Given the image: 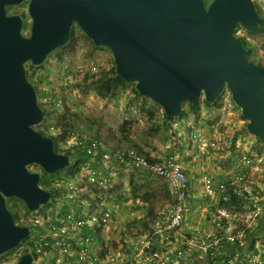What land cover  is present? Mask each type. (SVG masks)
Returning <instances> with one entry per match:
<instances>
[{"label": "rangeland", "instance_id": "374dc122", "mask_svg": "<svg viewBox=\"0 0 264 264\" xmlns=\"http://www.w3.org/2000/svg\"><path fill=\"white\" fill-rule=\"evenodd\" d=\"M254 1L264 18V0ZM8 11L26 16L23 33L29 36L31 19L28 2L10 7ZM73 28L74 35L69 43L54 51L42 66H25L27 76L36 84L40 107L45 116L49 114L36 130L45 131L51 136L53 134L47 128L55 126L60 132L64 125H68L66 140L69 139V132L75 131L90 138L99 137L110 148H138L143 154H149L159 161L176 159L183 165L189 179L184 223L171 243H163L153 235L159 213L171 206L173 199L163 179L142 171L127 176L116 175L110 186L97 188L96 191L93 186H85L87 190L78 198L80 203H86L81 204V207H74L72 203L65 205L60 201L42 207L37 213H30L21 200L9 198L8 208L19 217V221L27 224L28 219L36 217L44 220L42 224L48 229L58 216L69 210L76 213L79 208L80 211H96L100 210L98 206L106 207L114 202L124 207L125 214L132 212L128 207L133 205L134 208L136 205L140 216L138 220L126 219L120 208H117L118 222L113 220L95 235L98 244L104 249H128L130 257L120 264H208L206 248L215 243L219 245L225 237L233 241L238 235L243 239L240 245L246 252L251 249L247 244L248 237H251L256 239L259 254L264 253V143L259 144L254 136L244 133L247 121L233 102L230 91L225 89L218 102L211 108L202 106L197 114L187 106V114L182 119L166 126L163 108L146 97L138 96L134 91L135 84L127 83L115 97L107 99L96 96L84 85L87 74L97 80L113 70L115 62L109 49L96 47L78 25ZM236 34L246 38L253 47L250 60L264 65V27L258 33L240 27ZM201 141H213L217 147L202 151ZM73 142L70 140L67 144H59V147L64 152L70 151L72 164H75L84 158L70 146ZM88 168L98 169L93 165L88 167L82 164L80 174L86 175ZM29 169L41 173V182L46 183L41 184L42 188L48 185L47 182L57 183L67 177L65 173L56 178L49 177L37 165ZM228 184L237 185L241 194L245 192L250 198L241 212L232 210L226 213L220 209ZM221 185L225 188H221ZM96 192L103 197L100 201L104 203L98 204ZM146 195H149L147 200ZM121 215L124 218L121 219ZM131 231L138 238H131ZM220 233L222 236L217 237ZM188 235L193 237L187 240L186 247ZM139 240L149 241V251L152 253L146 250L139 254L134 246ZM132 242L135 244L132 245ZM26 247L22 243L17 249L8 252L0 264H17ZM48 261L38 259L35 262L47 264ZM260 261L256 264H264V259Z\"/></svg>", "mask_w": 264, "mask_h": 264}, {"label": "water", "instance_id": "95a60500", "mask_svg": "<svg viewBox=\"0 0 264 264\" xmlns=\"http://www.w3.org/2000/svg\"><path fill=\"white\" fill-rule=\"evenodd\" d=\"M27 1L29 36L24 17L7 10ZM74 25L109 49L117 75L167 116L179 118L185 103L203 98L213 104L228 89L250 135L264 140V68L236 34L239 26L261 31L254 0H0V257L31 236L7 199L21 200L30 213L52 199L29 167L52 176L72 165L35 129L46 116L25 66L40 67L65 47ZM17 264L37 263L26 253Z\"/></svg>", "mask_w": 264, "mask_h": 264}, {"label": "built area", "instance_id": "2783aa9c", "mask_svg": "<svg viewBox=\"0 0 264 264\" xmlns=\"http://www.w3.org/2000/svg\"><path fill=\"white\" fill-rule=\"evenodd\" d=\"M47 130L53 135L59 132L55 126ZM68 138L66 142L62 141L59 144H67L70 140H73V145H70L73 149L76 151L81 150L91 157L86 165L91 167L94 163L101 164L100 170L99 168L97 170L88 168L86 175L78 174L74 178H65L64 181L56 183V186L61 190L58 191L54 204L63 200L69 203L80 202L78 198L83 196L82 193L87 190L84 189L85 186H93L95 190L110 186L120 168L133 167L144 170L169 184L174 196V203L167 207L165 211L159 213L153 227V234L161 242L171 243L184 223L186 202L189 196V179L183 165L174 158H167L154 163L137 148H110L99 137L90 138L75 131L69 132ZM216 147V143L213 141H201L200 148L202 151H208L210 148ZM246 162L249 163V161ZM221 188H225V186L221 185ZM87 192L89 198H91L90 192ZM100 197L96 192L95 198L97 201ZM81 204L86 205L85 202ZM98 207L100 210L89 212L83 210L76 213L71 210L68 214L58 216L55 223L51 224L48 229L42 224L44 220L41 221L36 217L28 219L29 224L25 225L31 229L33 243L31 250H34L37 254V259L34 258V262L38 259H46L49 260L47 264L124 263L130 257L128 249H104L100 244L94 242L96 237L88 236L86 233L88 229H93L97 233L111 219L110 212L104 211L101 206ZM32 230L34 231L33 235ZM217 245L218 243H215L211 247L214 248ZM134 246L140 254L146 248H149L150 243L146 240H139ZM206 250L208 249L206 248ZM257 261L259 262L254 258L252 263L256 264Z\"/></svg>", "mask_w": 264, "mask_h": 264}, {"label": "trees", "instance_id": "16d2710c", "mask_svg": "<svg viewBox=\"0 0 264 264\" xmlns=\"http://www.w3.org/2000/svg\"><path fill=\"white\" fill-rule=\"evenodd\" d=\"M205 2H206V5L209 6L211 4L212 0H205ZM255 4H256L257 11H258V13H259V15L261 17V25H262V29H263V27H264V18L261 15V11L259 9V6L257 5L256 2H255ZM239 28L240 27L237 28L236 32L239 30ZM73 35H74V30L72 29V36H71V38L73 37ZM239 38L242 41L244 47L248 50L249 57H251V55L253 54V47L246 40V38H243V37H239ZM252 62L254 64H256V65L261 66V67L264 68V65H262L261 62H256V61H252ZM31 68H34V67L31 66ZM28 79L36 87L35 82L33 80H30L29 77H28ZM83 82H84V85L88 89H91L96 94V96H98V97H100L102 99H107V98L115 97L116 94H117V92H118V90L121 87H123V86H125L127 84L121 77H119L117 75V72H116V69L115 68L113 70H111L110 72L105 73L101 78H99L97 80H94V78L92 77L91 74H87L85 76ZM134 91H135V93L138 96H141L140 93L136 89V85H134ZM218 101H219V99L216 102H218ZM213 104L207 103L205 99L200 100L198 103H194V104H192V103H185L183 105L182 115L179 118H173V117H170V116H167L166 114H164V116H165L164 124L167 126L168 124H170L173 121H177L179 119H182L187 114V106H188V108H189V110L191 112H193L194 114H197L200 111V109H201L202 106H204L206 108H211L213 106ZM48 115L49 114L46 113V117H48ZM38 126H35V129ZM67 128H68V125H64L63 128H62V130L60 132H58L56 135H51V136L47 135L45 131H40V130H38V131L40 133H42L43 135L54 139V141H55V149H56V152L57 153L71 155L70 151L64 152L59 147V142H62V141L66 142V137H67V134H68V131H67L68 129ZM156 130H158V129L156 128ZM244 133L245 134H250L248 132V130H247V125L244 128ZM255 139H256V141L259 144H263L264 143V140L257 139L256 137H255ZM210 149L212 150V149H215V148H210ZM77 151H79V153L84 158L82 160V162L72 164L69 168L65 169L64 171L58 172L56 175H52V176L50 175L49 176L46 173H44V172L43 173L45 175H47L49 177H53V178L59 177V175H61V173H65V175L67 176L66 177L67 179L74 178L75 176H77L78 174L81 173V166H82V164H87V162H89L91 160V157L88 156L87 153H84L81 150H77ZM145 155H146V157L151 162H154V163L155 162H160L157 158H154V157H152L149 154H145ZM100 165L101 164L98 165L96 163L93 164V166H95L97 168H99ZM43 183L46 185V183L42 181L41 184H43ZM57 183H60V182H57ZM47 184L48 185L45 186L43 189H45L47 191H50L51 194H52V199L50 200V202L48 204L50 206V204H52V203L54 204V202H55L54 199H55V197L57 198L58 191L61 190V189L56 186V183L55 182L54 183L47 182ZM168 186H169V184H168ZM242 193H243V195L241 194V189L238 188L237 185H230V184H228V186L226 188V193H225V196H224L225 197V200L221 203L220 209L221 210H224V212H226V213L233 212L232 210H235L236 212H241L243 210L244 206L246 204H248V201L250 199L248 196H246V195H248L247 193H245V192H242ZM169 194L172 197L173 203H174V196H173V194H172V192L170 190V187H169ZM148 198H149V195H146V200ZM100 200L101 199L98 198V204L101 203ZM63 203L65 205H67L69 202H67L66 200H63ZM72 204H74V207L76 205H77V207L78 206L79 207L82 206L80 202H77V203L72 202ZM48 205L47 206H44V207L46 208V207H48ZM79 209L81 210V208H79ZM70 211L71 210H69L66 213L68 214V213H70ZM66 213H64V214H66ZM14 217H15V221H16V223L18 225L26 226L24 223H22V222L19 221V217L16 214H14ZM263 224H264V222H263ZM132 225H135V224H132ZM99 231L100 230H98L97 232H99ZM152 232L154 233V228H153ZM86 233H87L88 236H91V237L94 236L95 237V233L96 232L93 229H88L86 231ZM263 233H264V231H263ZM130 236H131V238H136L137 237V234L135 235V233L133 231H131ZM188 236H189L188 239H185L186 247L188 246L187 245L188 244L187 243V240H189V238H192L193 235H188ZM221 236H222V234L220 233L217 237H221ZM213 239H211V240H213ZM94 242L95 243H98L96 239H95ZM242 242H243V239H240L239 235L238 236H235V238L233 239V241H231L230 238H226V237L223 238L220 241V244L219 245H217L214 248L210 247V248H208V250L205 251V253L207 254V257L209 258L208 259V264H221V263H223V264H253L252 261H253L254 258H256L257 260H259V262H261L260 259H264V253H260L259 254V249H256V245H255L256 244V239L251 238V237H248L247 244H249V246H251V249L249 251H247V252H246V250L243 249V247H241L240 244ZM23 243L25 245H27V247H26V249L24 251V254L31 253L34 256V258L37 259L36 252H34V250H31V247L33 245L32 240H31V236L27 240H25ZM150 248H151V246L149 248H146L145 251L147 250L146 252L152 253L151 250L149 251ZM237 248H238V250H237ZM152 251L154 253L155 248H153ZM252 252H255V253H252ZM258 256H259V259H258ZM4 257H5V254L0 257V262H1V260Z\"/></svg>", "mask_w": 264, "mask_h": 264}, {"label": "crops", "instance_id": "0c3cea01", "mask_svg": "<svg viewBox=\"0 0 264 264\" xmlns=\"http://www.w3.org/2000/svg\"><path fill=\"white\" fill-rule=\"evenodd\" d=\"M139 172V173H142V172H147V171H144V170H140V169H136V168H133V167H127V168H120V170H118V173H117V176L118 175H126L127 176V174L129 175L130 173H134V172ZM142 171V172H141ZM147 173H149V172H147ZM150 174V173H149ZM116 176V177H117ZM132 180H133V177H131L130 178V182L132 183ZM100 198H103V197H100ZM101 203H104V202H102L101 201ZM100 203V204H101ZM110 203V202H109ZM103 206V205H102ZM104 211H107V212H110V214H111V219H110V221H109V223H111L113 220L115 221V223H117L118 222V214H117V212H118V209L117 208H120L119 210L121 211V213L122 214H124V216H125V218L127 219V218H130V219H140V216L138 215V207L135 205L134 206V208H133V205L131 206V207H128V210L129 211H132V212H129V213H124L125 212V209H123L121 206H119V205H115L114 204V202L112 203L111 202V205H109L108 206V204L106 205V207L104 206V207H101ZM132 209V210H131ZM137 213V214H136ZM129 216H131V217H129ZM120 218L122 219V218H124V217H122V215L120 216ZM124 220V219H123ZM129 237V236H128ZM138 238V237H137ZM132 245L134 244L133 242L131 243ZM124 249H127L126 247L124 248Z\"/></svg>", "mask_w": 264, "mask_h": 264}, {"label": "flooded vegetation", "instance_id": "af4514ba", "mask_svg": "<svg viewBox=\"0 0 264 264\" xmlns=\"http://www.w3.org/2000/svg\"><path fill=\"white\" fill-rule=\"evenodd\" d=\"M28 2V1H27ZM28 5H29V2H28ZM10 7H8L7 8V10L9 9ZM8 13H9V11H8ZM10 15H15V14H11V13H9ZM19 15H22L23 17H24V19H25V24H26V16L24 15V14H19ZM73 30H74V28H73ZM8 200V199H7ZM8 205V204H7Z\"/></svg>", "mask_w": 264, "mask_h": 264}, {"label": "clouds", "instance_id": "9594fccd", "mask_svg": "<svg viewBox=\"0 0 264 264\" xmlns=\"http://www.w3.org/2000/svg\"><path fill=\"white\" fill-rule=\"evenodd\" d=\"M43 123H44V122H43ZM43 123H42V124H43Z\"/></svg>", "mask_w": 264, "mask_h": 264}]
</instances>
